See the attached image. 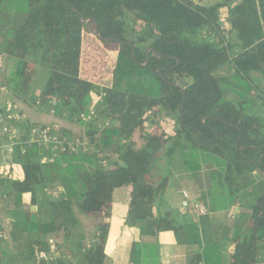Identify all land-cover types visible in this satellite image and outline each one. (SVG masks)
<instances>
[{
    "label": "trees",
    "instance_id": "obj_1",
    "mask_svg": "<svg viewBox=\"0 0 264 264\" xmlns=\"http://www.w3.org/2000/svg\"><path fill=\"white\" fill-rule=\"evenodd\" d=\"M0 21L7 27L0 37V56L7 59L0 92L14 105L54 111L86 131L77 138L86 147L54 156L31 144L32 131L49 126L0 110L18 130L14 138L3 134L0 117V144H13L12 153L4 151L6 163L0 160V196L9 198L3 213L8 205L20 206L24 195L39 208L38 215L27 213L36 234L33 258L48 251V236L64 231L72 237L71 229L81 226L77 208L97 220L99 232L90 249L79 248L78 264H104L114 193L126 187V224L140 234L129 264H160L162 232L188 244L174 210L154 213L164 185L148 178L171 142L167 179L176 181L182 171L189 189L179 184L175 190L180 196L188 190L209 209L198 221L201 247L190 264L264 263V122L250 114L257 104L248 95L226 100L217 75L231 64L249 84L253 74L264 78V0L209 6L194 0H0ZM90 35L94 52L86 57ZM109 66L106 87L96 79ZM161 114L176 115L172 137L146 133L151 116ZM243 199L242 221L229 226L230 210Z\"/></svg>",
    "mask_w": 264,
    "mask_h": 264
},
{
    "label": "crops",
    "instance_id": "obj_2",
    "mask_svg": "<svg viewBox=\"0 0 264 264\" xmlns=\"http://www.w3.org/2000/svg\"><path fill=\"white\" fill-rule=\"evenodd\" d=\"M195 2L204 5L201 2V0ZM258 81L261 82L258 83ZM251 82L252 83L257 82L256 87L260 84L262 85V83L264 86V78L259 74H253ZM17 104L20 105L22 110L25 111L24 113L28 117L27 121L31 124L49 126L62 137H64V134L65 135L67 134L69 137H65V138H69V139H75L76 137L85 136L86 131L83 127H80L75 124H70L60 119L56 115L52 114L51 111L50 112L42 111V110L37 111L36 109L33 110L32 108H29L24 104H20V103ZM17 104L15 105V107L17 106ZM257 106L259 105L257 104ZM20 107L19 110H21ZM4 116L7 117L5 113L0 114V117L1 118L3 117V121L5 119ZM8 123L9 120L4 121L3 127H5ZM1 127L2 126H0V128ZM0 137H3L1 135V129H0ZM7 143H8L7 141H3V143L0 144V160H2L3 163H6L7 160V156L6 154H4L5 150L3 149V147H6L8 145ZM130 190L131 189L129 187H126L114 193L113 204L111 208V216L108 219V223L110 224V231L105 246L106 260L104 264H129V254H130L131 245L134 241L139 240V236H140L139 232L135 229L129 228L126 224V220L129 213V207L131 203ZM162 194L163 192L161 193L160 199L156 204V207L158 208L159 211V213L156 215H161V214L164 215L168 210H174V213L178 217L180 223L186 226V230L190 232L194 231L195 240L198 243V246L201 247V233L198 230V221L200 219L198 221L193 219L190 215H188L181 209V196L179 193H178L179 198L178 197L176 198L177 201L176 199H172L171 197L169 198L170 202L174 203L175 206L166 209V207H164L162 204L163 200L166 201V195L162 197ZM49 196L51 197L50 193ZM13 200L11 199V202L14 203ZM22 200L23 202L20 206L11 205L9 207L10 209L8 212L2 213L3 223L5 227L4 230L7 237L5 238V240L0 241V264H41L42 260H40L38 257L39 254L42 253L46 254L47 257L49 258V260H47L46 262L43 261L46 264H52L53 259L55 260L61 259L62 262L65 261L64 264H77L78 260L74 258L73 250H75L78 243H76L75 239L71 237L67 238L66 233L64 231H61L60 234H58V239H60V242L56 239H54L55 240L54 241L52 237L48 239L49 244L53 248L52 253L55 252L53 255L54 257H52V255L45 252L36 253L34 255L36 256V259L32 257V255L29 252V247L31 243L34 241L33 237L36 234L34 235V231H32L31 229L32 228L31 224L27 223V213H33L34 215H38L39 208L38 207L32 208L30 206L31 197L29 195H24ZM235 207L232 209H235ZM74 217L76 218L77 221H79L80 224L91 222V224L93 225L92 228L90 229V232L93 234V241L91 244L92 247L93 244L96 242V237L99 234L98 227L96 226L97 220L92 217L83 215L80 211H76V209H74ZM37 218H41V217L38 216ZM229 219H231V212H229ZM230 222L228 221L227 224H229V226L232 227L237 224V222H233L234 224L230 225ZM84 230H85L84 233L87 234L86 227L84 228ZM75 231L76 230L71 229L72 236ZM169 233L172 234L173 236L169 235ZM62 236L63 238L61 240ZM157 241L160 247L159 250L160 264H190V261L194 255V250L191 249L190 246L191 241H189V239H188V244L180 245L177 242V239L173 233L162 232L158 235ZM56 243L60 244L59 248L61 247V249H63V251H65L66 253L58 252L56 248Z\"/></svg>",
    "mask_w": 264,
    "mask_h": 264
},
{
    "label": "rangeland",
    "instance_id": "obj_3",
    "mask_svg": "<svg viewBox=\"0 0 264 264\" xmlns=\"http://www.w3.org/2000/svg\"><path fill=\"white\" fill-rule=\"evenodd\" d=\"M194 1H200V0H194ZM225 0H201V2L206 5L209 6L211 4L214 3H218V2H223ZM227 10V9H225ZM222 13L224 12V10L221 11ZM132 17V18H131ZM130 22L132 23L133 21V16L130 15L129 16ZM2 21H0V37L2 38V36L4 35V33L6 32V28L2 25ZM141 25L138 23V25H136L137 28H139ZM6 36V35H5ZM93 39H95L94 36L90 35L86 36L84 39V53L85 56H92L93 52H94V45H93ZM110 53V52H109ZM111 55H113V57H115L117 55V53H113L111 52ZM13 64H16L15 62H13ZM113 65V64H111ZM7 67V59L5 57H0V74L2 73V69ZM9 67V66H8ZM10 66L8 68V71L11 70ZM113 66H109V69H107V67H105L103 69V72L100 68L99 74H98V79H96V81L102 85V86H110L111 85V70H112ZM41 71L42 70H37V73L34 75L35 81H38V91H37V96L40 95V90H41V80H42V75H41ZM217 75L221 78L222 81V86L225 90L224 92V96L225 99L228 101H233V100H237L242 96L248 95V97L253 98L254 101L256 102V104H258L259 106H256L254 108V110L250 113L253 116H259L263 122H264V98H263V94H264V86L263 83L262 85H258L256 87L257 82L254 84L251 82V84L247 83L245 80H242L239 75H237V72L234 70L233 66L231 64H228L224 67H222L218 72ZM257 78V77H256ZM7 79V78H6ZM5 79V81H6ZM261 81H258V83ZM2 84V76H0V86ZM256 87V88H255ZM94 100L97 101L96 96L94 95ZM14 102L15 100L11 99L10 96H8L5 93L0 92V106H3L4 103L6 102ZM21 104V103H20ZM14 105V104H13ZM262 105V106H260ZM20 105L17 104L15 110L13 109V112L17 111V114L20 120H26L27 121V116L24 113L25 111L19 110ZM33 110L36 109L37 111H40V109L38 108H32ZM1 111H4L3 108H0ZM5 111L7 112V109H5ZM52 113V112H51ZM149 116V115H148ZM19 120V121H20ZM153 120H155L157 123L152 122ZM152 122V124H151ZM146 133H156L157 134H165L168 137H172L173 135H175V131L177 129V125H176V115H159L157 118H154L151 116V119L147 122L146 124ZM264 132V130H263ZM61 136V135H60ZM62 137V136H61ZM79 138L76 137L75 140ZM172 147V143L169 142L167 144V147L161 152V154L158 155V158L151 170L150 176L148 177L156 186L159 184H163V194L162 197H164V195H166V201L163 200L162 204L164 207H166V209H169L170 207H174L175 204L171 203L169 198L171 197L172 199H176L177 197L179 198V194L178 192L175 190V187L178 186L180 184V187H182L183 189H189L188 185V180H187V176L183 175L182 171L180 173H175L176 176V181H172L170 179H167V176L169 175V171H171L170 166H169V159L167 158V156L165 155V152L167 149ZM184 181V183H183ZM179 187V186H178ZM179 187V191L181 190V188ZM169 200V201H168ZM177 201V199H176ZM211 202V200H210ZM172 206H171V204ZM244 203V199L240 202V204L235 207V209H232L231 212V219H229L230 225L234 224L233 222H241L242 221V217L243 214L246 213L245 208H243L242 204ZM10 206H6V210L4 211L5 213L9 211ZM76 211L77 208H76ZM154 213L158 214V208L156 207L154 209ZM84 215V214H83ZM159 216V215H157ZM92 224L90 223H85V224H81V226L74 232L73 236L71 238L75 239V242L78 243L77 247L75 248V250H73V256L74 258H76L77 260L79 259V253L78 250H80L79 248H83V249H90L91 248V244L93 241V234L90 232V229L92 228ZM86 227L87 229V234H85V230L84 228ZM83 231V232H82ZM58 234L59 233H55L51 236H48L46 238V243L48 244V251L45 253H48L50 255H52V257H54V253L53 252V248L51 247V245L49 244V238L52 237V239H56L60 242V239H58ZM186 236L184 237V239H189V241H191V249L194 250V253H198L200 247L198 246V243L195 240V233L194 231H187L185 232ZM169 235L173 236L172 234L169 233ZM64 236V235H63ZM63 236L61 237V240L63 238ZM55 241V240H54ZM60 244L56 243V248L58 250V252H64L63 249H61V247L59 248ZM65 261L62 262L61 259L55 260L53 259V263L52 264H64ZM78 264V261H77Z\"/></svg>",
    "mask_w": 264,
    "mask_h": 264
},
{
    "label": "built area",
    "instance_id": "obj_4",
    "mask_svg": "<svg viewBox=\"0 0 264 264\" xmlns=\"http://www.w3.org/2000/svg\"><path fill=\"white\" fill-rule=\"evenodd\" d=\"M0 108L7 109V111L12 114V118L14 120H20L18 115H16L17 111L13 112V109L15 110L16 107L11 101L4 103L3 106H0ZM52 114H54V111H52ZM82 118H84V116H82ZM2 132L5 135L8 134L11 138L18 135V130L8 125L3 127ZM31 144H37L38 147L44 148L46 151L51 152L54 156L76 152L81 146H87V143H82L80 139H69L53 133L50 127H38L34 129L32 131ZM3 149L12 153L13 144L7 145L6 147H3ZM51 161H53V159ZM8 201L9 198L7 196H0V241L5 240L7 237L4 230L5 227L2 213L4 206ZM181 209L197 221L201 217L206 216L209 211L208 206L193 198L192 194L188 190H183L181 192ZM39 259L42 261L49 260L47 255L43 253L39 255Z\"/></svg>",
    "mask_w": 264,
    "mask_h": 264
}]
</instances>
